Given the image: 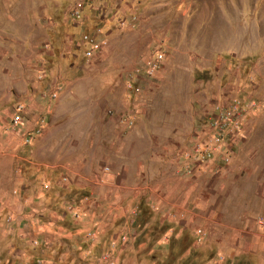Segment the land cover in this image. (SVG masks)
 I'll use <instances>...</instances> for the list:
<instances>
[{"label": "rangeland", "instance_id": "rangeland-1", "mask_svg": "<svg viewBox=\"0 0 264 264\" xmlns=\"http://www.w3.org/2000/svg\"><path fill=\"white\" fill-rule=\"evenodd\" d=\"M18 103L43 128L0 121L2 264H264V0H0L2 117Z\"/></svg>", "mask_w": 264, "mask_h": 264}, {"label": "built area", "instance_id": "built-area-1", "mask_svg": "<svg viewBox=\"0 0 264 264\" xmlns=\"http://www.w3.org/2000/svg\"><path fill=\"white\" fill-rule=\"evenodd\" d=\"M82 7V4H78V10L76 13H79V9ZM96 50V45L92 47L86 54L88 56H91L93 52ZM155 58L152 59V61L147 64V66L144 68V73L152 76L156 69L158 68L162 55H159V52H157ZM138 73H141L139 70ZM51 98L54 99L57 97V91H53L51 93ZM250 106H255L254 102H251L248 104ZM247 105L245 102L240 100L239 98H233L231 103L229 105H218L214 111V116L212 119V127L215 130L214 134V144L215 146H212L211 148H214L216 150H225L223 152V155L226 153H231L232 147L234 144V140H236V136L240 134L241 126H242V117L241 115L245 110H247ZM26 111V105L23 103H18L14 105L11 115L8 117L9 124L11 129H22L23 124L25 123L24 113ZM3 119L1 113H0V121ZM5 124V123H3ZM42 125L37 127V129H31L26 130L25 133V142L27 144H31L33 139L35 138V135L37 133H40L42 130ZM210 143H212V139H210ZM203 146L205 147L207 144H209L207 141H204ZM196 146V145H195ZM200 147V145H198ZM211 146V144H210ZM207 149V148H206ZM195 153H199L202 151H199V149H194ZM0 264H2V261L0 259ZM91 264H118L116 260L112 259L111 255L109 253H105L102 255V257L95 262H92Z\"/></svg>", "mask_w": 264, "mask_h": 264}, {"label": "crops", "instance_id": "crops-1", "mask_svg": "<svg viewBox=\"0 0 264 264\" xmlns=\"http://www.w3.org/2000/svg\"><path fill=\"white\" fill-rule=\"evenodd\" d=\"M27 116H28V113H27ZM6 119H2L1 120V122L2 123H5V124H3L2 126L5 128V127H7V129H10V130H12L11 129V127H10V124H9V120L7 119V117H5ZM30 121V117L28 118V123H27V126L25 127V129L26 128H30L29 130H31V129H37V127H39V126H41L42 125V123H43V121L40 123V122H38V123H36L35 125H33L32 124V120H31V122H29ZM26 122H27V120H26ZM34 123V122H33ZM1 125V124H0ZM24 125V124H23ZM25 129H19V130H15V129H13L12 131H14V133H17V132H19V133H23V137H24V139H25V133H26V130ZM257 185H260L259 183H257ZM257 189H259V190H261L262 189V187L261 186H259V187H257ZM3 224V220L1 221V218H0V226Z\"/></svg>", "mask_w": 264, "mask_h": 264}]
</instances>
